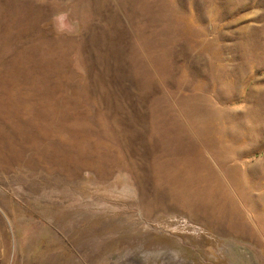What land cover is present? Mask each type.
<instances>
[{
	"label": "rangeland",
	"instance_id": "374dc122",
	"mask_svg": "<svg viewBox=\"0 0 264 264\" xmlns=\"http://www.w3.org/2000/svg\"><path fill=\"white\" fill-rule=\"evenodd\" d=\"M0 264H264V0H0Z\"/></svg>",
	"mask_w": 264,
	"mask_h": 264
}]
</instances>
